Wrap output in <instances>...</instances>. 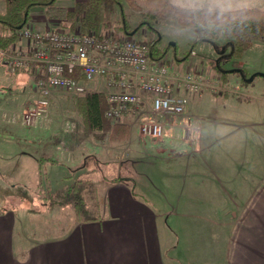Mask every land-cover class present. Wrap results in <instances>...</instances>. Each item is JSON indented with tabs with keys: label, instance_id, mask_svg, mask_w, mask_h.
<instances>
[{
	"label": "rangeland",
	"instance_id": "rangeland-1",
	"mask_svg": "<svg viewBox=\"0 0 264 264\" xmlns=\"http://www.w3.org/2000/svg\"><path fill=\"white\" fill-rule=\"evenodd\" d=\"M58 4L72 10L75 8L76 0H59ZM178 4L184 6L179 2ZM250 5L253 4L240 2L233 7H250ZM3 10L4 5L0 2V12ZM119 16L120 12L118 13L116 9L111 16V27L103 29L102 34L127 37L141 42H149L160 37L161 41L157 43V46L166 52V62L170 69L193 71L205 76L207 88L201 93L181 94L188 97L190 114L187 113L186 116L177 120L182 126L187 127L186 122L183 124L186 119L187 122L191 121L192 125L196 124L200 130H203V152L197 154L190 164L188 152L182 156L178 154L188 149L190 143L181 145L171 139L168 141L140 140L137 131L131 134L129 126L128 139L111 140L112 128L114 130L115 125L124 123L120 119L111 121V130L102 132L101 139L92 138L94 142L102 144L109 143V140L113 142V146L118 148L117 152L111 155L113 162L107 161L109 165L106 163L99 165L100 171L94 173H92V167H97L98 164L91 166V173L88 168L87 170L78 169L77 164L68 160L67 156L59 155L60 141L53 140L52 144H47L41 140L28 139V135L35 132L32 126L35 121L44 118L40 116L29 125L23 124L27 122L25 115L31 108V105L26 104L28 102L33 104L37 98L38 84L28 75H22L19 71H10L0 59V191H4L13 199L27 198L24 200L26 204L30 202L29 197H34L33 200L37 204L35 208L38 214L42 215L38 218L39 232L43 228L51 227L52 230H56L53 235L61 236V229L75 226L82 221L75 208L66 203V191L77 181H85L86 208L88 215L95 217L102 202L98 195V187L93 185L94 181L102 177H113V183H121L129 189L131 196L137 202L134 204L135 207H140L158 217L156 221L166 246L167 264L179 261L183 264H196L197 257L203 252L206 253L205 245H202L203 249L200 244L196 249L193 248V245L196 246L200 227L197 225V228L188 217L175 216V213L181 214L188 210L191 189L200 192L201 196L208 192L215 206L228 205L226 201L233 196V191L227 186V181L221 179L222 171L229 172V175L233 172L240 173L242 168L253 162L257 148L264 149V78L256 77L252 84H241L237 82L236 76L230 75L227 82H223L221 76L217 74L219 55L214 46L207 42L209 40H204L201 31L178 27L174 17H171L169 22L156 26V31L143 28L136 33V28L142 19L126 8L125 20L129 25L130 33L122 35L118 32V27L122 26L123 22L116 23ZM30 17V23L36 28L47 24L60 28L63 26L61 21L46 19L43 7L32 8ZM34 18L40 19L35 22ZM43 19L45 20L41 21ZM192 52L196 55H192ZM231 61L227 67H231L233 62L238 61L249 73L264 74V43H255L243 51L240 57ZM225 62L226 60L223 64ZM94 89H96L95 85L89 86V90ZM69 97V101L67 98L57 97V100L52 98L53 105L51 104L48 116L42 121V128L53 125V131L61 132L66 128L65 121H68L66 114L69 110V116L73 121L68 124L69 134L84 133L86 138H89L91 133L85 128L77 110L79 107L76 101L79 98L70 95ZM134 121V127L138 130L141 120L134 119ZM26 133L28 135H25ZM174 133L175 138L177 135L176 132ZM262 137L263 139L259 142ZM61 145L60 147L63 148L64 146ZM46 147L48 149L44 152ZM169 148H172L171 151ZM158 149H161L160 153ZM164 149H167L168 153L167 151L165 153ZM42 153L49 154V157L55 159L57 163L39 162L41 157H48L47 154ZM106 160L110 161L108 156ZM207 162L210 166L213 165L212 176L210 175L211 167L208 170L202 167V164L205 165ZM196 165L199 182L198 185L193 186L192 179ZM259 166L262 165L259 164ZM2 192H0V199ZM114 205L115 197H113ZM25 211L22 207L18 214L22 221L30 218L27 213H24Z\"/></svg>",
	"mask_w": 264,
	"mask_h": 264
},
{
	"label": "crops",
	"instance_id": "crops-1",
	"mask_svg": "<svg viewBox=\"0 0 264 264\" xmlns=\"http://www.w3.org/2000/svg\"><path fill=\"white\" fill-rule=\"evenodd\" d=\"M177 1L189 6L212 3L228 11L242 8L264 9V0ZM240 2L253 5L233 7ZM39 19L34 18L33 20L36 22ZM19 72L22 75L30 76L37 82L36 96L38 97L39 77L37 73L31 70ZM57 97L70 100L68 95L60 92H56L52 98L57 100ZM68 101L65 100V102ZM140 110H133L125 114L120 118L124 121L122 124L129 126L131 134L137 131L140 140L153 141L142 137L140 126L138 130L134 127V119L141 120ZM67 111L66 128L61 132L53 131V125L45 129L42 128V121L47 115L43 119L39 118L40 120H36L32 125L35 129L33 134L26 133L25 135H28V139L32 141L41 140L47 144H52L53 140L60 141L59 155L67 156V159L72 160V163L77 164L78 167L87 156H94L98 162L93 161V166L98 165L92 167V173L100 171L99 165L112 163V156L118 149L113 146V142L110 140L105 144L94 142V140L101 139L103 131H94L89 134V141L84 133L70 135L67 130L68 124L73 121L69 116V110ZM188 113L190 114V109ZM185 122L187 127L182 126L178 121L176 126H168L164 140L171 139L181 145L190 143L188 149L186 148L178 154L182 156L188 152L187 156L190 157V164H192L193 158L203 152L204 132L196 124L192 125L191 121L187 122L185 119L183 124ZM23 124L27 125L25 122ZM187 128L189 129L188 140L184 131ZM174 132L177 135L175 138ZM262 139L263 137L259 139V142ZM60 145L64 147L61 148ZM46 149L48 147L43 151L45 152ZM171 149L169 148L170 151ZM160 151L161 149H158L159 153ZM163 151L168 153L167 149ZM47 155V158L41 157L39 162L57 163L55 159L49 157V154ZM106 156L110 161L106 160ZM202 167L204 170L211 167L210 175L212 176L213 165L210 166V163L207 162L205 165L202 164ZM242 169L240 173L233 172L232 175L222 171L221 179L227 181V186L233 191V196L228 198L229 201H226L228 205L215 206L212 204L214 201L208 192L201 196L200 192L191 189L188 210L181 214L175 213V216L188 217L196 227L197 225L200 227L196 246L193 245V248L196 249L200 244L203 249L202 245H205L206 253L203 252L197 257L196 264H264V149L257 148L253 162ZM88 170L91 173V169ZM198 177L196 165L192 179L193 186L198 185ZM93 185L98 187V195L102 202L100 210H97L96 219L80 221L75 226L71 225L66 229H61V236L53 235L56 230H52L51 227L43 228L39 232L38 218L42 215L38 214V210L35 208L37 204L33 200L34 197H29L30 202L26 204L24 200L27 198L13 199L7 196L4 191H0L3 193L0 199V264H167L166 246L156 221L158 217L140 207H135L134 204L137 202L131 196L129 189L121 183H113V177H102V179L94 181ZM113 197H115L114 206ZM22 207L26 210L24 213L30 216L25 221H22L18 215ZM174 264L183 263L179 261Z\"/></svg>",
	"mask_w": 264,
	"mask_h": 264
},
{
	"label": "built area",
	"instance_id": "built-area-1",
	"mask_svg": "<svg viewBox=\"0 0 264 264\" xmlns=\"http://www.w3.org/2000/svg\"><path fill=\"white\" fill-rule=\"evenodd\" d=\"M19 38L9 50L0 49V59L10 71L31 70L39 77V95L29 104L27 125L48 115L56 92L75 98L97 93L106 97L107 119L115 122L141 109L142 137L160 141L167 127L188 113V97L181 94L207 88L203 74L173 71L166 57L153 61L148 44L127 37L51 24L39 29L29 23ZM90 84L96 89L89 90ZM184 131L188 140L189 129Z\"/></svg>",
	"mask_w": 264,
	"mask_h": 264
},
{
	"label": "trees",
	"instance_id": "trees-1",
	"mask_svg": "<svg viewBox=\"0 0 264 264\" xmlns=\"http://www.w3.org/2000/svg\"><path fill=\"white\" fill-rule=\"evenodd\" d=\"M58 1L0 0L4 5V10L0 12V49L9 50L12 45L19 42V31L30 23V11L38 6L44 8L46 19L61 21L62 27L69 31L82 28L97 35H102L103 29L111 27V16L116 9L118 13L120 12L116 23L123 22L122 26L118 27V32L122 35L130 33L125 20L126 8L142 19L136 33L143 28L156 31V26L165 24L174 17L178 27L199 30L204 40L215 42L221 47L232 43L235 50L233 59L240 57L243 51L255 43H264V10L259 8L228 11L212 3L182 6L177 0H76L75 8L69 10L65 6H60ZM160 41L161 38L158 37L144 42L149 45L151 57L156 62H163L166 57V52L157 46ZM217 74L221 76L223 82H227L228 75H221L218 71ZM76 102L79 107L78 113L88 132L111 130V121L105 116L108 104L104 94H88L79 97ZM114 127V130L113 128L111 130L112 140L128 139V126L117 124ZM93 161L98 162L94 156H87L78 169H91ZM85 187H87L85 181H77L66 191L65 200L75 208L82 221H92L96 216L88 215L84 197Z\"/></svg>",
	"mask_w": 264,
	"mask_h": 264
},
{
	"label": "flooded vegetation",
	"instance_id": "flooded-vegetation-1",
	"mask_svg": "<svg viewBox=\"0 0 264 264\" xmlns=\"http://www.w3.org/2000/svg\"><path fill=\"white\" fill-rule=\"evenodd\" d=\"M230 51L228 50L226 52V54H228ZM219 55V54H218ZM220 57V55H219ZM226 60V62L223 64V61ZM233 60V57L230 58V59H223L222 61H220V67L218 68L219 70V73L221 75H225L228 77L230 75L232 76H236V80L237 82H240L241 84L242 83H245V84H252L254 82V80L251 82V83H246L245 81L246 80H249L251 78V76L253 75L252 73H249L247 71V69L240 63L238 62L236 65L234 64L235 62L232 63V66L231 67H227V64L230 63V61ZM232 62V61H231ZM230 70H239L240 72H237V73H227V74H224L222 73L221 71H230ZM229 79V78H228Z\"/></svg>",
	"mask_w": 264,
	"mask_h": 264
},
{
	"label": "water",
	"instance_id": "water-1",
	"mask_svg": "<svg viewBox=\"0 0 264 264\" xmlns=\"http://www.w3.org/2000/svg\"><path fill=\"white\" fill-rule=\"evenodd\" d=\"M28 14H26V17H27ZM26 22V21H25ZM22 27H20L21 29ZM209 43H211L214 48L217 50L218 54L220 55L218 61H217V65H218V68L220 67V61H222L223 59H230L233 57L234 55V46L232 43H228L224 46H219L217 45L215 42H212V41H208ZM228 48H231V51L229 54H226ZM222 73L224 74H227V73H237V72H240L239 70H230V71H221ZM256 77H263L264 78V74L262 73H255L251 76V78L249 80H246L245 82L246 83H251Z\"/></svg>",
	"mask_w": 264,
	"mask_h": 264
}]
</instances>
